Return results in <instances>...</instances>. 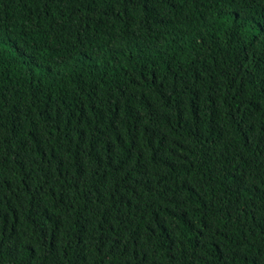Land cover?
I'll use <instances>...</instances> for the list:
<instances>
[{
    "label": "trees",
    "instance_id": "16d2710c",
    "mask_svg": "<svg viewBox=\"0 0 264 264\" xmlns=\"http://www.w3.org/2000/svg\"><path fill=\"white\" fill-rule=\"evenodd\" d=\"M0 264H264V0H0Z\"/></svg>",
    "mask_w": 264,
    "mask_h": 264
}]
</instances>
